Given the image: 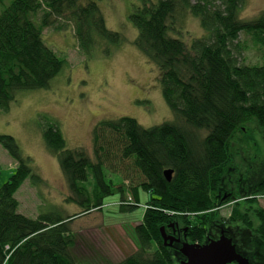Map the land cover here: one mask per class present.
I'll use <instances>...</instances> for the list:
<instances>
[{
  "label": "trees",
  "instance_id": "trees-1",
  "mask_svg": "<svg viewBox=\"0 0 264 264\" xmlns=\"http://www.w3.org/2000/svg\"><path fill=\"white\" fill-rule=\"evenodd\" d=\"M0 2V111H9L22 91L49 89L68 66L45 43V29L63 30L73 23L87 55L103 43L109 45L107 54L123 44L94 0ZM245 2L138 0L128 18L138 32L135 46L158 67L163 97L176 121L150 128L131 117L101 121L93 130L95 160L83 149H68L56 123L46 125L44 140L75 196L68 200L82 206L81 214L30 218L22 212L19 192L28 179L42 178L16 139L0 134V145L17 164L0 186V264L82 263L72 221L103 211L116 194L120 212L144 208L142 222L134 227L137 251L116 264H180L185 257L164 245L161 230L168 234L177 225L187 229L186 240L200 244L217 239L224 228L250 264H264V208L258 203V196H264V174L252 177L236 168L239 138L251 127L264 132V55L262 64L244 63L239 41L244 32L264 47V11L243 21ZM186 14L197 18L206 33L190 45L175 36ZM126 161L140 178L128 188L124 179L116 183L107 173ZM166 170L173 171L171 181ZM230 203L232 212L222 217L220 210Z\"/></svg>",
  "mask_w": 264,
  "mask_h": 264
},
{
  "label": "rangeland",
  "instance_id": "rangeland-1",
  "mask_svg": "<svg viewBox=\"0 0 264 264\" xmlns=\"http://www.w3.org/2000/svg\"><path fill=\"white\" fill-rule=\"evenodd\" d=\"M4 1L8 6L12 0ZM94 1L108 29L119 33L123 44L111 48L107 54L109 45L103 43L87 55L79 46L73 23H67L63 30L45 29V43L65 58L68 66L51 82L49 89L22 91L9 111H0V134L16 139L22 155L32 158L33 172L42 178V182L28 179L17 196L22 203L21 211L30 218L51 212L74 216L83 211L82 206L68 200L75 196L67 186L58 158L46 145L43 137L46 125L56 123L68 149H83L95 160L93 130L101 121L131 117L145 128L176 121V115L163 97L158 67L135 46L138 32L128 18L138 0ZM3 8L0 4V12ZM263 11L264 0H246L240 17L243 21H252ZM177 25L180 30L175 36H180L187 45L206 34L200 21L189 14L181 17ZM239 41L243 62L262 64L264 47L244 32ZM235 150L237 172L247 170L252 177L259 178L264 174L262 130L251 127L239 138ZM16 166L0 145V186L9 180ZM115 168L107 171L108 176L116 183L124 179L127 188L139 178L129 161ZM120 200L116 194L106 200L103 211L82 214L72 221L77 238L75 252L82 262L79 264H116L137 251L134 227L142 222L144 208L131 214L122 213ZM146 202L147 195L143 193L141 203ZM258 203L264 208V196H258ZM233 206L231 203L224 206L220 210L222 217L228 218Z\"/></svg>",
  "mask_w": 264,
  "mask_h": 264
},
{
  "label": "water",
  "instance_id": "water-1",
  "mask_svg": "<svg viewBox=\"0 0 264 264\" xmlns=\"http://www.w3.org/2000/svg\"><path fill=\"white\" fill-rule=\"evenodd\" d=\"M164 175L171 181L173 171L166 170ZM161 230L164 245L172 246L173 242H180L175 237H168L164 227ZM180 252L185 257L181 264H250L246 257L237 252L233 239L228 237L225 231L219 239H212L203 245L185 242Z\"/></svg>",
  "mask_w": 264,
  "mask_h": 264
},
{
  "label": "flooded vegetation",
  "instance_id": "flooded-vegetation-1",
  "mask_svg": "<svg viewBox=\"0 0 264 264\" xmlns=\"http://www.w3.org/2000/svg\"><path fill=\"white\" fill-rule=\"evenodd\" d=\"M228 196H227V194H226V196L224 197V199H226ZM226 206V205H225ZM223 231H225V229L223 228L221 231H220V234H219V236H218V238L217 239H219L220 238V236H221V234H222V232ZM185 232H187V229H185L184 231H183V229H181L180 228V226L179 225H177V228H175L174 230H171V232H169L168 234H167V236L168 237H175L176 239H179L180 240V242H173V247H175L176 249H178L179 251H180V249L182 248V245L185 243V242H188V243H190V244H199V245H203V244H205V243H203V244H200V243H195V242H190V241H188V240H186V238L187 237H185ZM183 235H184V237H183ZM212 240V239H211ZM210 240V241H211ZM172 246H169V247H172ZM237 249V248H236ZM238 252V251H237ZM239 254H241L240 252H238ZM241 255H243V254H241ZM244 257H246L245 255H243ZM247 258V257H246ZM248 259V258H247ZM249 260V259H248ZM235 264V263H234Z\"/></svg>",
  "mask_w": 264,
  "mask_h": 264
}]
</instances>
